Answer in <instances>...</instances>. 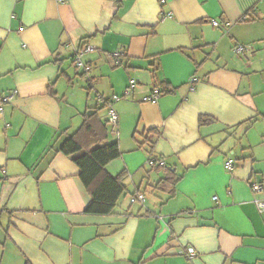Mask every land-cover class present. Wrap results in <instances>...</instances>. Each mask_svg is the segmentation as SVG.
Returning a JSON list of instances; mask_svg holds the SVG:
<instances>
[{
    "label": "crops",
    "instance_id": "0c3cea01",
    "mask_svg": "<svg viewBox=\"0 0 264 264\" xmlns=\"http://www.w3.org/2000/svg\"><path fill=\"white\" fill-rule=\"evenodd\" d=\"M86 45L87 74L73 64ZM10 95L0 264H264V0H0V100ZM113 95L111 130L97 97ZM97 109L121 153L105 171L126 189L110 215L85 212L78 168L57 152ZM168 174L172 196L153 188Z\"/></svg>",
    "mask_w": 264,
    "mask_h": 264
},
{
    "label": "trees",
    "instance_id": "16d2710c",
    "mask_svg": "<svg viewBox=\"0 0 264 264\" xmlns=\"http://www.w3.org/2000/svg\"><path fill=\"white\" fill-rule=\"evenodd\" d=\"M106 102L103 101V105L107 106ZM98 111L97 109L85 114L79 130L67 138L57 152L70 157L78 168L80 181L90 195L85 212L94 215H110L126 189L121 182L123 173L110 176L105 171L106 165L119 158L121 153L116 142H107L108 130L105 123L99 119ZM199 121L203 125L211 122L212 119L200 117ZM178 179L168 174L153 188L172 196L173 187Z\"/></svg>",
    "mask_w": 264,
    "mask_h": 264
},
{
    "label": "built area",
    "instance_id": "2783aa9c",
    "mask_svg": "<svg viewBox=\"0 0 264 264\" xmlns=\"http://www.w3.org/2000/svg\"><path fill=\"white\" fill-rule=\"evenodd\" d=\"M59 3L64 2V0H57ZM160 4H164L165 0H158ZM170 14H163L160 13V19H165V18H169ZM93 49V47L91 46H84L83 48L79 49L76 54L73 57V64L74 67L76 69H80L82 70L84 73H88L89 72V67L87 65H85L82 61H81V56L86 53L89 52ZM233 51L235 54H242L246 51L245 46L242 45H237L233 48ZM122 53H114L112 55V57L114 59H116L117 61L121 58ZM135 88V82L133 80H131L129 82V86L126 89V91L123 94V97H127L129 96L133 89ZM161 94V91L158 89H154L149 95L143 97L142 101L143 102H150V103H154L157 101V99L159 98ZM13 95H10L8 97H4L0 100V113L2 112V108H1V104L3 103H7L12 99ZM120 98H122V96H117V95H113L107 102V107H108V111H107V123L109 124V126H111V130H113V128L116 127L117 125V121H118V117L116 112L112 109L111 107V103L114 101H118ZM97 103L101 104L103 103V99L98 96L97 97ZM113 132V131H112ZM148 165L150 167H155V166H164V163L161 161H154V160H149L148 161ZM235 165V160L232 157H227L224 163V167L226 169V171H232ZM252 189L254 191H259L260 190V185L258 184H252ZM132 202L134 201H138L141 204L144 202V196L142 194H137L136 196H134L131 200ZM255 205L258 208V210L260 212H264V200H256L255 201ZM184 255L188 258V259H192L195 257L196 253L194 252V250L192 248H187L186 252L184 253Z\"/></svg>",
    "mask_w": 264,
    "mask_h": 264
},
{
    "label": "rangeland",
    "instance_id": "374dc122",
    "mask_svg": "<svg viewBox=\"0 0 264 264\" xmlns=\"http://www.w3.org/2000/svg\"><path fill=\"white\" fill-rule=\"evenodd\" d=\"M78 71H81V70L78 69ZM110 128H111V126H110ZM150 173H152V174H159L160 176H161V174H162V172H160V173L150 172ZM129 195H130V194H128V195L125 196V197H121L120 200H119V202H118V204L120 205L122 202L124 203V201H129Z\"/></svg>",
    "mask_w": 264,
    "mask_h": 264
}]
</instances>
